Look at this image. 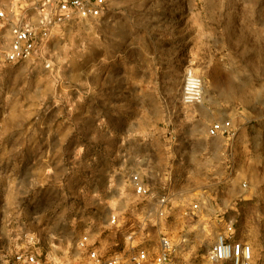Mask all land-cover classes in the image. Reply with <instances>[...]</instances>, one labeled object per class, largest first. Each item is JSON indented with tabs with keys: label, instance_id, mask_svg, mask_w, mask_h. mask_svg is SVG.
<instances>
[{
	"label": "rangeland",
	"instance_id": "rangeland-1",
	"mask_svg": "<svg viewBox=\"0 0 264 264\" xmlns=\"http://www.w3.org/2000/svg\"><path fill=\"white\" fill-rule=\"evenodd\" d=\"M31 1L0 0V13ZM10 42L0 21V258L80 260L85 236L110 252L130 234L155 247L161 229L177 239L184 227L205 255L209 215L174 208L151 222L129 182L139 174L173 201L209 186L264 264V0H108L101 20L52 36L50 68L5 64ZM189 76L201 102L184 98ZM221 121L232 141L209 136ZM186 147L209 156L183 165Z\"/></svg>",
	"mask_w": 264,
	"mask_h": 264
},
{
	"label": "built area",
	"instance_id": "built-area-1",
	"mask_svg": "<svg viewBox=\"0 0 264 264\" xmlns=\"http://www.w3.org/2000/svg\"><path fill=\"white\" fill-rule=\"evenodd\" d=\"M108 11V0H32L21 10L11 8L0 13V21L10 28L11 42L4 55V63L16 65L31 59L42 61L47 68L51 67L50 44L52 36L67 26L77 22L101 20ZM3 64L0 63V75ZM187 103L201 102L203 88L199 80L189 76L184 88ZM230 122H218L209 130L210 137L234 136ZM129 182L134 194L149 206L147 218L152 220H169L173 216L171 195L164 191L154 190L148 179L139 174H131ZM197 204L183 209L185 219L197 221L199 218ZM206 220V216L203 217ZM118 222L113 215L111 224ZM150 222V223H151ZM208 228L204 233L216 234L213 244L207 253L199 256L194 250V237L185 233L175 239L165 229L160 230L155 247L145 242L136 241L134 235L125 238L122 247L110 252H101L96 244L85 236L79 247L86 257L74 261H57L42 252L30 249L16 251L11 258L3 256L0 264H254L253 246L243 239L239 232L236 218L228 211L208 216Z\"/></svg>",
	"mask_w": 264,
	"mask_h": 264
},
{
	"label": "crops",
	"instance_id": "crops-1",
	"mask_svg": "<svg viewBox=\"0 0 264 264\" xmlns=\"http://www.w3.org/2000/svg\"><path fill=\"white\" fill-rule=\"evenodd\" d=\"M215 120V119H214ZM228 140L232 141V138H229ZM206 152L202 151L200 152L199 148L195 147H186L184 148L182 152V164L192 166V164L199 163L198 156L200 154H205ZM209 156V153H206ZM194 156L196 158H194ZM209 162V159H208ZM209 165V164H208ZM207 193L198 196L194 200H183L178 198L176 201H173L174 208H187L191 206L192 204L198 205V210L200 214L204 215H214L216 213L224 212L226 211V207L228 204V201L225 200H219L216 202V196L210 194V187L207 186V189H204V192Z\"/></svg>",
	"mask_w": 264,
	"mask_h": 264
},
{
	"label": "bare ground",
	"instance_id": "bare-ground-1",
	"mask_svg": "<svg viewBox=\"0 0 264 264\" xmlns=\"http://www.w3.org/2000/svg\"><path fill=\"white\" fill-rule=\"evenodd\" d=\"M222 122V121H221Z\"/></svg>",
	"mask_w": 264,
	"mask_h": 264
}]
</instances>
